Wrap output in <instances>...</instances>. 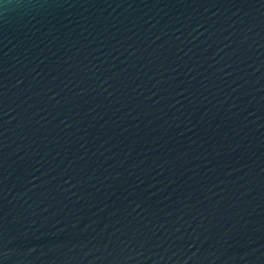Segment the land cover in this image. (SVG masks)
I'll list each match as a JSON object with an SVG mask.
<instances>
[{
  "label": "water",
  "instance_id": "1",
  "mask_svg": "<svg viewBox=\"0 0 264 264\" xmlns=\"http://www.w3.org/2000/svg\"><path fill=\"white\" fill-rule=\"evenodd\" d=\"M0 264H264V0H0Z\"/></svg>",
  "mask_w": 264,
  "mask_h": 264
}]
</instances>
